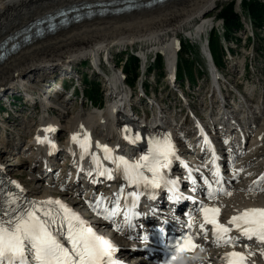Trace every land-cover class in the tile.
<instances>
[{
	"label": "bare ground",
	"instance_id": "bare-ground-1",
	"mask_svg": "<svg viewBox=\"0 0 264 264\" xmlns=\"http://www.w3.org/2000/svg\"><path fill=\"white\" fill-rule=\"evenodd\" d=\"M95 1L102 0H0V41L35 18L56 11L62 6ZM171 1H173L171 5L167 4L169 7L162 8L157 15L152 16L154 14L152 12L150 19L146 17L148 14L145 17L144 15L133 16L132 20L126 15L134 14L138 10L124 14V18H129V21L124 19L123 22L101 23L102 20H91L101 19L104 16L86 18L90 20L87 23L84 22L85 19H81L78 25H73V22L69 24L70 26H64L63 29L59 28L60 30L57 29L56 32L47 34L48 36L45 35L23 44L16 52L0 61V92L5 88H16L26 96L27 100L35 102V92H38L37 102H40L42 107L41 120L33 130L32 139H28L24 144H19L20 140H14L18 137L12 136L13 131L9 132L6 126L0 127L4 129L3 133L0 132V177L10 182L16 195L37 206H40V202L49 199L59 200L90 217L95 227L98 226L108 231V220L100 218L101 208L96 207V201L93 200L94 194L96 192L98 197L104 199V202L114 203V197L121 189L122 172L116 170V163L113 160L103 158L102 146L111 148L115 158L127 157L136 160L142 148L151 147L153 139L163 140L170 137L180 144L179 153L183 158H187L186 161L192 170L209 174L211 167L202 166L198 160L199 155L194 151L195 136L206 134L213 145L212 148L204 149L210 158H220L226 153L223 159L222 178L227 190L232 194L230 196L222 194L214 202L222 209V219L225 221L233 212L240 211L247 206L264 208V181L259 180L261 176H264V98H259L255 105L249 103L248 97L254 92V86L246 85V95L243 94L244 101H240V104L235 105L234 108L213 112L207 107L202 110L203 118L196 112L190 113L193 121L187 124L180 122L181 117L176 119L172 114H168L161 99H155L152 104V118H144V124L137 126L131 124V120L135 118L132 117L127 121L128 113H124L121 109L122 106H127L128 102L133 101L134 96L129 98L130 93L126 81H121L114 72L115 65H112L113 53L111 51L113 45H124L147 37L145 39L150 41L151 46L148 44L150 46L148 50L139 51L138 54L142 61H146L148 52L159 50L163 54L167 74L171 75L177 62L176 40L179 39L174 31L180 28V24L190 21L193 17L198 19L201 16L198 22L189 24L187 26L189 29L186 30L185 27L183 32L186 37L192 39L201 37V40L203 32L213 27V19L207 18L205 13L213 8L216 0H170L168 3ZM164 4L166 3L161 5ZM239 17L241 23L246 24L244 26L247 27L250 18L244 13H241ZM136 27L142 30L137 31L139 34L129 33L130 29ZM168 31L171 33H167ZM59 58H63L65 63L72 60L68 65H63L66 69L70 67V64L74 67L73 62L77 63L84 58H90L93 66L98 70L101 69V59L112 67V76L107 75L106 79V104L104 106L100 107L92 103L91 107H82L65 123L49 113L50 108H58L59 113H66L65 109L69 108V101L67 99L63 103L65 105L57 106L51 94L42 98L43 95L40 92H43L45 87H39L35 83L39 79L33 76V72L40 64L44 65L40 66L43 67L44 75L57 71L59 65L56 64H59ZM208 60L211 61L210 56ZM209 66L212 70L210 90L213 95H216V101H218L217 88L224 90L223 87L227 80L216 82L215 78H218L221 73L219 70L218 73L214 71L211 62ZM68 73L70 72L60 74V77L70 78ZM27 75L31 78V82L26 79ZM45 81L48 79H44V83ZM39 83L42 84L43 81ZM43 85L50 86L48 83ZM229 93L228 90L226 95L229 96ZM197 117L200 119L197 120ZM24 125L22 135H25V131L28 134V129L32 127L27 123H24L23 127ZM43 126H51L55 131L46 132ZM125 129L130 131H125ZM65 130L66 137L62 142H57V138ZM88 133L93 136V150L81 159L77 153V144L72 138L73 136H85ZM46 134L57 142L56 147L40 144L37 141V136ZM136 135H139L141 139L134 143L124 138L125 136L134 138ZM242 136L247 139V142L240 145ZM61 154H63L62 160L58 159ZM16 155L24 158L23 169L35 184V190L28 187L25 180L16 175L18 169L15 168V164L19 163L13 161ZM93 157L96 158L98 164ZM63 160L66 161V165L70 166L69 168L62 162ZM104 169L111 172V179L100 175ZM45 175L47 179L43 182ZM255 181L259 183H254ZM84 186H88L86 193L78 195ZM249 188L253 190L249 191ZM161 210L170 212L164 208ZM129 232V229L121 233L110 231L112 240L119 247L114 255L118 264H130L131 256L137 251L136 242L125 237V233ZM228 235L238 238L239 243L235 248L243 250L254 264L264 263V255H261L264 252V244L258 242L256 238L248 240L237 230L230 231ZM199 237L201 248L188 256V264H219L218 257L223 249L233 248L231 245L217 246L210 232L207 238L199 232ZM245 245L248 247L245 248ZM248 253L252 255L249 256Z\"/></svg>",
	"mask_w": 264,
	"mask_h": 264
},
{
	"label": "rangeland",
	"instance_id": "rangeland-1",
	"mask_svg": "<svg viewBox=\"0 0 264 264\" xmlns=\"http://www.w3.org/2000/svg\"><path fill=\"white\" fill-rule=\"evenodd\" d=\"M244 1L241 0L239 5H237L236 0H216V2L213 4V8L208 12H206L205 15L207 18L211 17L214 18V21H216L214 22V25L215 24L217 25L216 28H211L210 30L208 29L207 30L209 31L208 33H210V36H212V42H213L212 49L215 58L218 60L222 58L223 60V63L221 64V66H219V70L222 73V75H224L227 78L226 88L233 89V86L236 85L237 89H239L243 93H246V89H245L246 86L244 83H247L248 85H254L255 91L253 93V97L251 100V103H253L255 100L259 99L260 90L264 91V24L262 26L255 25V28L254 26H252L253 33L251 36H253V39L249 38V36H247L249 32L244 30L246 28L244 25L246 24H242L241 25L242 27L239 30L237 29L230 30L231 36L229 39H226L223 37L224 32L226 31L225 25L221 24L220 18L222 17L219 14V12L222 10L223 7L230 4L232 5V8L237 13V15H240L244 11V6H243ZM260 1L264 2V0H260ZM172 2L173 1L168 3V1H166L165 2L166 4L164 5H156L153 7L146 8L145 10L142 9V11L140 9V11L138 10L134 14L122 13L119 15L104 16L101 19L94 18L91 20L94 21L102 20L101 23L123 22L124 19L125 21L127 20L129 21V18L131 17L133 18V16L141 17L142 15H144L145 17L147 14L148 16L146 17L149 18L151 14L154 13L152 16L157 15L158 13L161 12L160 10L162 8L165 9L169 7L167 4L171 5ZM124 14L128 15L129 18L128 19L124 18L125 17ZM132 18L130 20H132ZM200 18L201 16L198 19L197 17L196 18L193 17L190 21H186L180 24V28H178L174 32L184 43V47L181 49L178 59V71H179L178 77L179 78L188 77L191 81V82L187 81L188 83L186 81L181 82L180 87L185 92V95L187 96L189 103L195 109V112L199 115L201 114L203 115L204 112L202 110H204L205 108H207V106H209L206 95L209 99L214 98V95H212V92L210 90L211 79L209 76L207 61L206 58L201 54L200 41L194 42L199 38L189 39L185 37L183 34L185 27L186 30L189 29V27L187 26H189V24H195L196 22H198ZM242 18L244 21L243 16ZM84 22L87 23L90 22V20L85 19ZM78 24L79 23L76 22L73 25H78ZM139 30L136 27L130 29L131 32L129 33L133 35L139 34V32L137 33V31ZM170 31H168L167 33L172 32ZM145 38L147 37H143V39H140L138 41H133L131 43H126L124 45L123 44L113 45L111 47L112 49L111 51L113 53L112 65L115 62L117 64L118 69L124 68L125 65L124 60L126 55L128 54L127 52H131L133 54L139 55L138 54L139 51L148 50L151 44L150 41ZM222 47L225 48L226 52L222 50ZM229 47H233L235 49V53L232 52L234 56H232L231 58L227 52V48ZM147 56L148 58L146 63L148 65L151 61L152 54L148 52ZM59 59H60L59 64L56 65H59L60 69L66 71L65 70L66 67L64 68V66L68 65L70 62H72V60L65 63L63 62V58H59ZM72 64L76 68V74L74 73V78L72 79H60L57 74L61 72L58 71H55L56 72L55 75H57L56 78L53 77L55 75L52 76V73L51 74L49 73L50 76H48L49 74L44 75V71L42 69L43 67H40L44 65L41 64L37 65V70L33 72V76L36 78L38 77L39 79V81L35 83H37L39 87H45L44 91L40 92L43 95L41 96L42 98H44V96L51 94L57 106L62 105L64 101L68 99L69 108L65 109L66 113H59L58 108L49 109V113L62 120L63 123H65V121H69L73 117V115L78 111V109H81L82 107H91L93 104L99 105L100 107L104 106L106 104L107 75L109 76L113 73L112 67L107 65L106 62H104V59H101V69L99 70L96 67H93L90 58H84L78 61L77 63L73 62ZM151 67L152 69H154L153 72L145 74V73H141V70L139 71L137 79H135L136 83H134L135 85V87L133 88L134 92L136 93L137 91H140L138 87H139L140 79L142 78L144 84L148 85V89L147 90L145 89L146 92L148 94L152 92L150 94L151 97L154 96L155 98L161 99L168 114H172V115L176 114L178 117L181 118L184 117L185 111H183V108H185L184 107L185 105L181 100H179V97L177 96V91L168 85L166 70L164 69L163 66L161 68H159L158 66L157 68L155 64H152ZM127 74L129 77L131 76L130 73ZM44 79L50 80L49 87H46L47 85L42 86V84L39 83L42 81L44 82ZM28 81L31 82L32 81L31 78L28 79ZM177 85H179V82H177ZM63 88L64 91L60 93L59 91L63 90ZM72 88H74L77 96L69 95ZM136 88L138 89L135 90ZM14 91L19 92L18 89L16 88L15 89L5 88L2 89V91L0 92V127L6 126V128L9 129V132L13 131L12 136L18 137L14 140H20L19 144H23L25 141L27 142L28 139L30 138L32 139L34 133L33 130L35 127L38 126L37 123H39V121L41 120L40 114L42 112V107H41V103L37 102V99H39L38 92L37 93L35 92L36 104H30L27 101L26 96L24 97L17 96V94L14 93ZM91 91H94V93L98 91L99 94L96 93L97 95L95 94L93 96V92ZM234 91L236 92V89H234ZM100 94H102V96H100ZM229 95H230L229 97H232V92H230ZM263 98H264V93H263ZM90 99H91V104H90ZM134 99L135 101H137L136 103L142 108L147 107V104L144 103V100L141 99L139 96L136 95V97L133 98V101ZM9 100L10 103L8 102ZM24 123L32 125V127L31 129H28L29 130L28 134L25 131V135H22L23 134L22 130H24L25 128V125L23 127ZM3 130L4 129L1 128L0 132L2 131L3 133ZM62 135L63 138L66 137L65 136L66 130L62 132ZM2 154L4 155L3 152ZM17 157H15V159L13 160L14 162H19L15 164V168L18 169L16 171V175L19 176L21 179L25 180L28 187L35 190V184L27 175L26 170L23 169L22 164L24 158L19 156ZM17 159L18 160L20 159V161H17ZM62 162L65 163L66 161L63 160ZM65 166H67L68 168L70 167L66 165V163ZM81 193H84V191H81Z\"/></svg>",
	"mask_w": 264,
	"mask_h": 264
},
{
	"label": "snow or ice",
	"instance_id": "snow-or-ice-1",
	"mask_svg": "<svg viewBox=\"0 0 264 264\" xmlns=\"http://www.w3.org/2000/svg\"><path fill=\"white\" fill-rule=\"evenodd\" d=\"M45 131H55V129L48 128ZM125 131L130 130L125 129ZM124 138L131 143L141 139L139 135L134 138L129 136ZM37 141L45 142L39 137ZM73 141L78 142V137L73 136ZM81 147L84 148L85 144H81ZM102 150L106 154L105 159L113 160L117 164L118 171H121L123 166L122 175L129 184L136 186L143 184L145 188L152 189L160 188L162 184L165 186L171 184L173 187L178 184V181L167 180L162 173V169L169 167L170 157L175 156V147L170 137L163 140L153 139L148 154L141 156L136 162H129L124 157L113 158L107 146H102ZM93 159L98 164L96 158ZM142 169L150 172L151 177L146 176ZM100 175H107L108 179L112 178L111 172L107 169L101 171ZM259 180L264 181V176ZM217 183L220 181L217 180ZM252 190L249 188V191ZM218 191L229 196L232 194L225 188H220ZM140 194L137 192L129 194L132 197L133 208ZM214 198L215 192H210L209 199ZM15 203L14 198L8 200L0 198V264H118L114 258V253L118 250L116 246L98 235L77 213L71 211L61 201L49 199L40 202V206L31 203L29 207L19 210L13 207ZM200 210L204 219L200 231L204 237L207 238L208 235L205 225L211 224L217 246L231 245L235 248L239 240L228 235L232 229L218 222L220 209L201 205ZM118 213L117 201L105 218L111 219ZM125 218L127 219V214ZM228 224L233 225L248 240L256 238L258 242L264 244V208H247L240 214L230 217ZM129 227H133L130 222ZM188 227L191 228L192 224L189 223ZM136 238L144 242L148 241L147 235ZM183 245L177 242L175 249L182 251L197 247L190 235L184 238ZM247 247L248 245H245V248ZM261 255H264V252ZM176 258V256L172 257V259ZM221 259L222 264H247V257L242 252H228Z\"/></svg>",
	"mask_w": 264,
	"mask_h": 264
},
{
	"label": "trees",
	"instance_id": "trees-1",
	"mask_svg": "<svg viewBox=\"0 0 264 264\" xmlns=\"http://www.w3.org/2000/svg\"><path fill=\"white\" fill-rule=\"evenodd\" d=\"M243 6L250 13L254 21V24L256 26H262L264 24V2H261L260 0H245L243 2ZM219 14L224 20V25H225V30H226L224 34L226 37H230V34H231L230 30L237 29L238 27L241 26L239 17L237 13L233 10L232 5L230 4L223 7L222 10L219 12ZM212 43H213L212 36H210V46H211L213 57L215 61L218 64H220L221 61L215 58V55L212 49ZM124 61H125L124 70L127 73L131 74L130 77L128 76L129 82L134 83L135 78L138 74V67H139L138 58L135 55L128 52ZM154 64L156 65L157 68L158 66L159 67L162 66V59L159 55L157 56V59L155 60Z\"/></svg>",
	"mask_w": 264,
	"mask_h": 264
},
{
	"label": "water",
	"instance_id": "water-1",
	"mask_svg": "<svg viewBox=\"0 0 264 264\" xmlns=\"http://www.w3.org/2000/svg\"><path fill=\"white\" fill-rule=\"evenodd\" d=\"M166 1L170 0H102L79 4V6L72 9L73 11L71 12H75L72 16H77V19L81 20L94 16L119 15L130 11L146 9L156 5H161ZM32 28H34V26H32ZM19 35L20 33L17 32L16 35L10 37L9 40L13 37L16 38Z\"/></svg>",
	"mask_w": 264,
	"mask_h": 264
},
{
	"label": "built area",
	"instance_id": "built-area-1",
	"mask_svg": "<svg viewBox=\"0 0 264 264\" xmlns=\"http://www.w3.org/2000/svg\"><path fill=\"white\" fill-rule=\"evenodd\" d=\"M241 0H236V3L240 2Z\"/></svg>",
	"mask_w": 264,
	"mask_h": 264
}]
</instances>
